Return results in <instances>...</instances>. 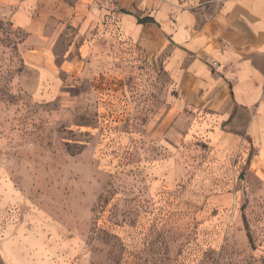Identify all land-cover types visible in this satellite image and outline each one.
I'll use <instances>...</instances> for the list:
<instances>
[{"label": "rangeland", "instance_id": "374dc122", "mask_svg": "<svg viewBox=\"0 0 264 264\" xmlns=\"http://www.w3.org/2000/svg\"><path fill=\"white\" fill-rule=\"evenodd\" d=\"M6 9L0 2V180L18 199L6 205L0 192V264H264L256 150L224 156L200 113L174 110H185L182 89L163 55L101 8L108 57H84L65 24L52 57L60 67L71 47L78 68L44 86Z\"/></svg>", "mask_w": 264, "mask_h": 264}, {"label": "crops", "instance_id": "0c3cea01", "mask_svg": "<svg viewBox=\"0 0 264 264\" xmlns=\"http://www.w3.org/2000/svg\"><path fill=\"white\" fill-rule=\"evenodd\" d=\"M116 1L122 12L111 14L120 19L124 36L165 57V71L182 89L185 110H174L189 111L192 119L200 113L218 151L252 145L254 173L264 174V0ZM0 2L12 24L28 34L26 56L42 85H56L58 72L71 64L78 68V62L67 61L71 47L60 67L52 57L50 42L59 38L65 24L78 30L84 57H108L103 45L107 33L100 28L109 12L101 10L98 0ZM0 192L6 205L18 199L1 180Z\"/></svg>", "mask_w": 264, "mask_h": 264}, {"label": "built area", "instance_id": "2783aa9c", "mask_svg": "<svg viewBox=\"0 0 264 264\" xmlns=\"http://www.w3.org/2000/svg\"><path fill=\"white\" fill-rule=\"evenodd\" d=\"M100 8L107 9L111 12H115L117 10V5L110 0H98Z\"/></svg>", "mask_w": 264, "mask_h": 264}, {"label": "trees", "instance_id": "16d2710c", "mask_svg": "<svg viewBox=\"0 0 264 264\" xmlns=\"http://www.w3.org/2000/svg\"><path fill=\"white\" fill-rule=\"evenodd\" d=\"M147 22V20H143L142 22H140V23H146Z\"/></svg>", "mask_w": 264, "mask_h": 264}]
</instances>
